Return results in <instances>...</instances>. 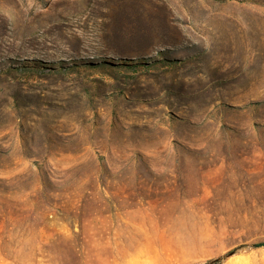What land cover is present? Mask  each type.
I'll return each mask as SVG.
<instances>
[{
    "label": "rangeland",
    "instance_id": "rangeland-1",
    "mask_svg": "<svg viewBox=\"0 0 264 264\" xmlns=\"http://www.w3.org/2000/svg\"><path fill=\"white\" fill-rule=\"evenodd\" d=\"M264 0H0V264H264Z\"/></svg>",
    "mask_w": 264,
    "mask_h": 264
},
{
    "label": "trees",
    "instance_id": "trees-1",
    "mask_svg": "<svg viewBox=\"0 0 264 264\" xmlns=\"http://www.w3.org/2000/svg\"><path fill=\"white\" fill-rule=\"evenodd\" d=\"M255 248H262L264 247V243H258L254 245Z\"/></svg>",
    "mask_w": 264,
    "mask_h": 264
}]
</instances>
